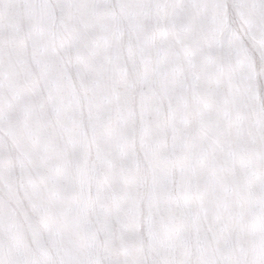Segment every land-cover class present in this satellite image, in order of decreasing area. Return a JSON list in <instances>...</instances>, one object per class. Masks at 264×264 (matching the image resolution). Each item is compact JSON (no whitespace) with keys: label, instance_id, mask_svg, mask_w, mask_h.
I'll use <instances>...</instances> for the list:
<instances>
[{"label":"snow or ice","instance_id":"obj_1","mask_svg":"<svg viewBox=\"0 0 264 264\" xmlns=\"http://www.w3.org/2000/svg\"><path fill=\"white\" fill-rule=\"evenodd\" d=\"M0 264H264V0H0Z\"/></svg>","mask_w":264,"mask_h":264}]
</instances>
